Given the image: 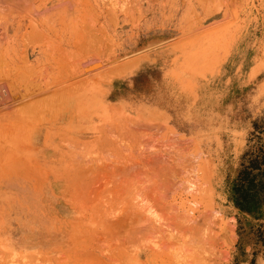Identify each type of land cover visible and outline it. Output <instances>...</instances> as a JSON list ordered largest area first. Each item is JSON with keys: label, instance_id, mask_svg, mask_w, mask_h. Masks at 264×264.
<instances>
[{"label": "rangeland", "instance_id": "1", "mask_svg": "<svg viewBox=\"0 0 264 264\" xmlns=\"http://www.w3.org/2000/svg\"><path fill=\"white\" fill-rule=\"evenodd\" d=\"M82 1L83 157L4 139L0 264H264V0Z\"/></svg>", "mask_w": 264, "mask_h": 264}, {"label": "bare ground", "instance_id": "2", "mask_svg": "<svg viewBox=\"0 0 264 264\" xmlns=\"http://www.w3.org/2000/svg\"><path fill=\"white\" fill-rule=\"evenodd\" d=\"M0 18L6 19L5 23H8V26L6 24L4 27H0V29L2 28L0 30V152L6 138L11 142L22 143L24 148H26L25 145H28L40 149L46 147L50 150L53 141L59 140V145L62 146L63 150L67 145L70 148H75V155H81L84 148L83 134L80 133L86 119V97L91 96L98 99L100 95L99 84L95 83L98 78L94 82L92 80L90 87H87L85 78L87 74L94 72L97 73L93 75L98 74L100 69H97L99 63H97L96 49L93 50V55L89 59L86 56L87 13L83 1L65 2L60 6L55 0H0ZM88 62L89 66L86 67ZM93 70L95 71L93 72ZM22 81L29 82L31 85V87L29 86L31 89L28 86L25 87L24 94L22 93L24 86L21 84ZM32 81H38L35 83H38L35 85L37 87L32 88ZM55 113V117L48 121L47 118L41 116L45 114L54 115ZM51 151L55 150L52 149ZM56 151L58 152L57 149ZM53 154L55 155V153ZM66 156L68 157L69 154ZM76 159H79L78 156ZM73 160L72 162H77ZM74 164H71L70 167L72 165L75 167ZM82 164L77 163L80 166H83ZM2 171L1 164L0 173H3ZM208 222L206 223L210 225ZM210 226L207 228L210 229ZM212 227L210 230H213ZM195 229L197 228H194L192 232ZM193 233L195 234V232ZM178 234L180 235V233ZM189 236L192 235L187 236L188 240L191 239ZM193 236L197 237L196 234ZM200 236L203 237L204 234ZM204 237L205 239L211 238L206 234ZM205 239L203 240L204 243H212L211 239H207L211 242H205ZM174 243L177 242L174 241ZM185 243L184 245L179 243V246H176L179 248H176L178 252L183 251L181 247L184 248ZM201 243L202 241L199 245L206 246ZM199 245L197 244L196 247ZM209 245L214 246L215 243ZM210 246L204 248L206 250L209 248L208 251L212 248L215 249V246ZM186 247L188 248V246ZM201 248L202 246L197 248L200 249L199 253ZM190 250L192 251V249H188L187 252H183L188 254V251L191 252ZM195 250L196 248L193 252ZM161 254L164 256L165 253ZM181 254L179 252L180 256ZM198 254L197 256H199ZM203 254L206 255L203 252L200 255ZM180 256L177 258H186ZM172 257H174L173 254ZM205 257L200 259L201 264H206L203 262ZM192 259L195 258L192 257ZM197 259L199 260V258ZM186 260H190V257ZM186 260L183 261L184 264ZM177 263L180 264L179 261Z\"/></svg>", "mask_w": 264, "mask_h": 264}, {"label": "crops", "instance_id": "3", "mask_svg": "<svg viewBox=\"0 0 264 264\" xmlns=\"http://www.w3.org/2000/svg\"><path fill=\"white\" fill-rule=\"evenodd\" d=\"M208 103H210V101L207 102V105H208ZM193 108H195V107H193ZM222 120H223V119H222ZM243 127H244V126H240V127H239V129H240L241 132L243 131ZM244 129H245V127H244Z\"/></svg>", "mask_w": 264, "mask_h": 264}]
</instances>
